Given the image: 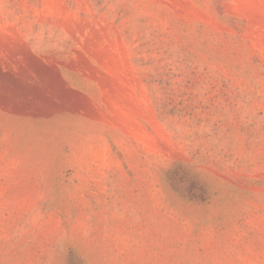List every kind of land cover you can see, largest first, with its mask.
<instances>
[{
  "label": "rangeland",
  "instance_id": "1",
  "mask_svg": "<svg viewBox=\"0 0 264 264\" xmlns=\"http://www.w3.org/2000/svg\"><path fill=\"white\" fill-rule=\"evenodd\" d=\"M0 264H264V0H0Z\"/></svg>",
  "mask_w": 264,
  "mask_h": 264
}]
</instances>
